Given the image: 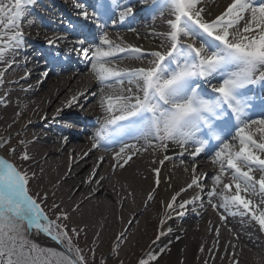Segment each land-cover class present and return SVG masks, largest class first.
<instances>
[{
  "label": "snow or ice",
  "instance_id": "1",
  "mask_svg": "<svg viewBox=\"0 0 264 264\" xmlns=\"http://www.w3.org/2000/svg\"><path fill=\"white\" fill-rule=\"evenodd\" d=\"M72 3L79 10L77 15L93 26L91 30L84 26L78 32L83 38L67 49L90 62V70L101 85L97 104L104 116L91 137L92 148L108 151L110 145L120 144L113 155V168H123L133 156L149 149L153 154H164L159 160L163 165L170 159L167 153L172 146L180 149L181 157L188 153L193 161L201 154L210 156L216 169L211 187L205 186L208 174L197 175L193 164L191 182L171 196L160 225L172 219V213L183 216L187 206L202 200L204 194L221 221L226 219L225 213L249 217L264 232V0H231L215 16L206 11L205 0H151L148 11L153 19L157 15L169 17L166 31L159 34L163 42L152 51L126 43L119 32L115 38L110 35V26L115 28L133 16L131 4L98 0L90 13L79 0ZM37 5L38 0H0V63L6 64L0 71V85L17 50L26 47L24 22L28 26L35 23L28 17ZM45 39L54 48L70 43L67 35ZM9 56L13 60H7ZM117 59L141 61L142 66L120 67ZM80 97L85 93L71 97L66 107L76 105ZM2 103L5 101L0 97ZM61 111L57 109V113ZM129 139L136 143L126 142ZM19 143L25 151L18 158L27 162L31 159L27 144L23 140ZM7 144L8 140L0 139V148ZM15 153L14 147L9 148L10 155ZM99 160L102 163L104 157ZM153 171L159 186L160 168ZM34 177L35 173L29 175L0 156V264H87L82 250L73 243V236H79L83 229H69L63 223L69 216L63 211L55 219L49 218L29 193ZM193 188L199 191L190 199H178ZM148 199H153L152 194ZM52 207L59 206L53 203ZM32 230L50 237L59 247L36 243L30 239ZM216 233L218 237V228ZM163 235L161 231L157 240ZM157 259L150 250L138 264H153Z\"/></svg>",
  "mask_w": 264,
  "mask_h": 264
},
{
  "label": "bare ground",
  "instance_id": "2",
  "mask_svg": "<svg viewBox=\"0 0 264 264\" xmlns=\"http://www.w3.org/2000/svg\"><path fill=\"white\" fill-rule=\"evenodd\" d=\"M79 2L90 9L91 5L84 0ZM126 3L136 6L133 17L115 28L110 26V35L115 38L119 32L128 44L146 51L158 50L164 39L159 34L166 31L165 20L169 17L157 15L153 19L148 11L152 5L140 7L141 0ZM225 3L226 0H205L206 11L215 16L226 8ZM50 4L58 6V9L49 12ZM37 6L53 19L46 20L39 14L34 18L33 7L28 19H33L35 23L28 26L24 22L26 47L17 50L14 63L5 72L4 83L0 85V97L5 101L0 104V139L8 140V144L0 148V156L27 170L29 175L35 173L31 181L37 182L38 191L31 189L30 181L29 193L37 198L49 218L55 219L57 213L63 211L68 214V220L74 227L89 231L93 238L102 242L109 238L124 242L129 238L126 249L137 241L147 225L153 228L157 223L154 233L158 236L164 231L165 235L152 241V236L147 237V241H151L148 251H164L154 264H173L176 261L180 264H205V261L207 264H232L234 260L238 264H264V232L260 231L259 225L249 217L230 216L227 213L226 219L221 221L219 213L208 204L204 194H201L202 200L187 206L183 216L172 213V219L160 225L171 196L191 182L193 164L197 166V175L208 174L205 186L211 187V176L216 169L211 164L210 156L201 154L193 161L188 153L181 157L180 149L172 146L167 153L170 159L163 165L159 164V160L163 159L164 154H153L149 149L133 156L123 168H113L116 163L113 155L119 151L120 144L110 145L108 151L103 147L92 148L94 131L86 130L84 124L90 119L88 117L93 118L102 112L97 104L101 85L91 72L89 61H64L60 55L55 59L48 54L50 48L69 57L71 52L67 51L68 47L76 46L70 37L77 34L80 28L65 29L55 19L70 20L65 8L76 12L79 10L74 8L72 0H62L58 4L57 0H38ZM130 27L136 31H129ZM82 29L84 27L81 26ZM53 35H67L70 43H60L58 48L51 47L45 37ZM35 52H39V55ZM41 58L44 61L40 62ZM7 60L11 61L13 57L9 56ZM115 63L120 67L142 66L141 61L117 59ZM5 67L6 64L0 63V71ZM45 67L47 72H44ZM81 92L85 93L86 99L80 97L76 105L66 107L71 97ZM91 92L97 95L93 97ZM81 104L83 108L79 106ZM57 109L62 111L57 113ZM61 121L66 122V127L61 126ZM77 125L83 126L87 138H82L78 131L73 130ZM64 137H67V141ZM21 140L27 144L26 150L31 157L27 162L18 158L25 151L19 143ZM126 142L136 143L130 139ZM12 147L16 149L14 155L9 154ZM86 152L87 156L84 155ZM101 156L104 157L102 163L99 160ZM155 168H160L159 186L155 183ZM47 187H52L51 192L46 194L52 200L45 203L41 200L44 195L42 189ZM198 191L196 188L189 189L181 193L178 199H190ZM149 194H152V200L148 199ZM53 203L59 206L55 208V216L49 212ZM168 228L172 231L168 232ZM31 235L39 241L57 245L43 233L37 234L32 230ZM201 247L203 252L200 251Z\"/></svg>",
  "mask_w": 264,
  "mask_h": 264
},
{
  "label": "rangeland",
  "instance_id": "3",
  "mask_svg": "<svg viewBox=\"0 0 264 264\" xmlns=\"http://www.w3.org/2000/svg\"><path fill=\"white\" fill-rule=\"evenodd\" d=\"M62 0H57V2H60ZM231 2V0H226L225 5H228ZM36 11L35 14H38L37 10H41L42 13L41 16H43L44 19H53L52 16L45 14L44 10L38 6H36ZM55 9H57L55 7ZM69 14H73L72 9L65 8ZM52 12V11H49ZM71 14V16H72ZM34 17V16H33ZM32 17V18H33ZM39 20V19H36ZM57 20L58 23H61L63 21V24L65 26H70L73 27L71 23L68 22L67 19H55ZM40 21V20H39ZM75 21V20H74ZM76 22V21H75ZM49 50V49H48ZM37 53V52H35ZM73 55H71V59H68V57H63L64 60L69 61V60H77V62H80L84 60L82 56L79 58L75 55V52H72ZM83 59V60H82ZM42 60H40L41 62ZM39 62V61H37ZM48 69L45 68L44 72H47ZM104 116V113L101 112L97 116L93 118L88 117L90 119H87V123L84 124V127L88 131H92V129L96 130L99 127L98 121L101 120ZM87 117V116H86ZM48 125V122L46 123ZM61 126L66 127V122L61 121ZM68 129V128H67ZM75 129V130H74ZM74 131H78L81 134L82 138H87L88 136L86 133L83 132V126H74L73 128ZM52 187H47L45 189H42V193L44 197L46 194H49L51 192ZM31 189L34 191H38V186L37 182L31 181ZM159 199L161 198V194H158ZM55 197V195H54ZM52 200L50 196L47 197V200H43L45 203H48V201ZM154 203L152 204V209L154 210ZM49 212L51 213L52 216H55V208L51 207ZM63 223L68 225V228L71 229L74 227L73 223H71L69 220L63 221ZM158 224L156 223L155 226L152 228L151 226L147 225L145 229L142 231V235L139 236L137 241L134 244H131L127 249V243L130 240L127 238L124 240V242L118 241L115 238H109L105 242H102V240H98L93 238L89 231H86L85 229L80 232L79 236H73V243L77 245L81 250L83 255L85 256V259L87 260V264H100L101 260L104 261V264H138L139 259L145 256L146 253H148V246L149 243L156 238L157 234L154 233V231L157 230ZM79 230V229H78ZM153 232V235H152ZM71 234V233H70ZM152 236L151 241H147V237ZM30 239L34 240L36 243L42 245V246H47V247H59L58 245H52L50 243H45L44 241H39L35 239L31 233H30ZM132 239V238H131ZM115 247V253L113 252L112 254H109L111 251H113V248ZM94 250V254H93ZM157 254V256L161 255V251H153ZM264 256V255H263ZM241 261L244 263V261L241 259ZM154 264V262H153ZM173 264H180L179 261H176Z\"/></svg>",
  "mask_w": 264,
  "mask_h": 264
}]
</instances>
